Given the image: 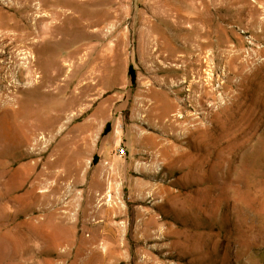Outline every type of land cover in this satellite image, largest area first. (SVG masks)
<instances>
[{
    "label": "rangeland",
    "instance_id": "obj_1",
    "mask_svg": "<svg viewBox=\"0 0 264 264\" xmlns=\"http://www.w3.org/2000/svg\"><path fill=\"white\" fill-rule=\"evenodd\" d=\"M263 17L264 0H0V264H264ZM149 25L155 43L184 46L187 31L209 44L178 50L188 66L167 80L156 70L178 63L154 62ZM49 127L27 157L29 133ZM59 152L77 176L48 177L62 188L42 197ZM69 185L59 222L50 199Z\"/></svg>",
    "mask_w": 264,
    "mask_h": 264
},
{
    "label": "bare ground",
    "instance_id": "obj_2",
    "mask_svg": "<svg viewBox=\"0 0 264 264\" xmlns=\"http://www.w3.org/2000/svg\"><path fill=\"white\" fill-rule=\"evenodd\" d=\"M256 2H259V0H256ZM262 4V3H261ZM260 4V5H261ZM168 5V4H167ZM254 5V4H253ZM168 7V6H166ZM203 8V7H202ZM200 10V9H199ZM202 10V9H201ZM205 10V9H204ZM253 12L254 13H258V10L255 8H252ZM174 8H172V6H169L168 8L165 9L164 11V19L167 18V19H170L173 18V23L175 24L174 27L176 30H180V29H183L184 28V24L181 20V17L179 16L178 13H174ZM250 12V11H249ZM254 15V14H253ZM256 19V18H255ZM254 19V20H255ZM260 23V26L262 29H264V17L261 19V21L259 22ZM172 24V23H171ZM199 24V23H198ZM192 25V24H191ZM195 25V24H194ZM214 27V26H213ZM197 28V27H195ZM174 29V28H173ZM174 29V30H175ZM198 29V28H197ZM154 30V29H153ZM203 31V30H202ZM155 32V31H153ZM201 32V31H200ZM183 33V32H182ZM186 34L182 35L181 36V40H184V46H176V45H173L172 44V41H171V37H168L167 39H163V40H160L159 39L161 38L160 36L157 37V42L155 43V35L152 34V31H147L146 33V40H145V45L146 47H150V46H156V49L153 48V52L151 53V58L154 60V62L156 63V61H159L161 62L162 64L163 63H167L168 65H170V63L172 62H175V63H178L177 65H170V66H166V67H159L156 71L157 73L159 72H164L165 73V78L164 79H167L168 80V77L167 76H170L172 75V73L170 72H177V71H181V70H184L185 68H187L188 64V60H187V55H185V53L182 54H176V52L178 50H184L187 46H189L191 43L193 44V47H190V49H192V51L194 50L195 52L198 51V53H200L202 51V49L204 48V46H206L208 43V41H200L199 40V37L201 38V35L202 34H198L196 35L195 39L192 40V37H193V34H189L187 31L185 32ZM196 33V32H195ZM203 33V32H202ZM180 34V33H179ZM197 34V33H196ZM159 35V34H158ZM178 36V35H177ZM180 37V35H179ZM159 38V39H158ZM194 38V37H193ZM203 39V37H202ZM191 44V45H192ZM219 44V42H218ZM217 44V45H218ZM221 45V44H220ZM188 51V50H186ZM193 51V52H194ZM182 53V52H181ZM190 54V53H189ZM200 55L198 54L197 57H199ZM188 59H192L191 57H189ZM195 60H197V58H195ZM158 62V63H159ZM160 64V63H159ZM162 66V65H161ZM174 68V69H172ZM174 70V71H172ZM175 76V75H174ZM171 78V77H170ZM176 78V77H175ZM155 83L158 84V80L155 78ZM165 83V81L163 82ZM162 84V82L160 83ZM164 85V84H163ZM172 86V85H171ZM163 87V86H162ZM169 87V86H168ZM163 89V88H162ZM171 89V88H170ZM61 89L58 90V92H60ZM58 92H55L54 95H58ZM177 92V91H176ZM174 94V93H173ZM172 94V95H173ZM160 96V95H159ZM176 96V95H175ZM80 101H82V93L81 91L78 92L76 95H72L70 96L66 102H64L66 104L65 107H63L61 110V114H57L55 116V122L58 123L59 120H62L63 118H66V117H69V113L68 111L73 108L74 106H76ZM169 101V100H168ZM80 104V103H79ZM157 103H154L151 104L152 106L150 107V111H153L155 109V105ZM159 107V110H163L164 108V104L161 102L160 100V105H158ZM179 107V102L177 101V98H176V101L174 102V100L171 102V107L170 108H177ZM58 110V109H57ZM174 111V110H173ZM176 111V110H175ZM161 112V111H160ZM165 112V111H164ZM54 127H49L47 129H45V131H43L42 133H40L39 135L36 133V132H30L29 133V137L26 138L24 140V142L22 143V145H25L28 150H27V157H33L35 155V151H38V147L41 143L42 140H45L46 138H51L52 137V134L54 132ZM59 130V129H58ZM60 135V133H59ZM69 140H71V138H69ZM32 147L31 149L29 147ZM68 148V147H67ZM79 147H77V150H78ZM74 149V148H73ZM63 150V149H62ZM60 150V151H62ZM75 150V149H74ZM57 152V151H56ZM79 153V152H78ZM54 155V154H53ZM75 155V153H72V152H59L56 154V156L47 162V166L49 169H52L54 167H63V170H58L56 172H49L48 174L45 175V180H40L38 181L35 185L36 187H46L47 188V191H44L42 194V197L49 194V193H52V192H57L58 190H60L62 187L60 184H55V185H52V184H47L46 183V179L48 177H54L55 178V181L56 183L59 182L60 180H65L67 179L70 175H75L76 172H77V169H79V165L80 163H73L72 162V157ZM78 159V158H77ZM74 160V159H73ZM82 166V164H81ZM80 166V168H81ZM62 169V168H61ZM82 175V174H81ZM79 176V174H78ZM78 179V178H77ZM73 180V179H72ZM82 180V179H81ZM80 180V182H81ZM69 181V180H68ZM100 181V180H99ZM73 182V181H72ZM79 182V183H80ZM101 182V181H100ZM67 183V182H66ZM69 183V182H68ZM67 183V184H68ZM97 183V181H96ZM99 184V183H97ZM76 185V184H75ZM74 186V185H73ZM71 189H72V186L69 185L68 188H64V191L62 193V195L58 196V197H54L52 196L53 198L50 199V202L52 204V206H55L56 210H54V214H55V217L53 218L54 220H57L59 222H62V221H67V220H70L69 217L71 216L70 214V210H71V207H72V204L74 205L73 201L75 200L76 197H72L71 200L69 201H65L66 198H69L68 196H72L71 194ZM90 190V189H89ZM92 191V190H91ZM70 193V194H68ZM76 193V192H75ZM74 193V194H75ZM81 194V193H80ZM78 195V194H77ZM56 196V195H55ZM80 198V196H79ZM94 198V197H93ZM92 198V199H93ZM48 199V198H47ZM91 199V200H92ZM45 200V199H44ZM79 202V201H77ZM50 204V203H49ZM102 207L100 209H98V211L96 212V214H98L100 211H101ZM113 209H116L113 207ZM49 210V209H48ZM95 210V209H94ZM88 211V209H87ZM113 212H115L117 214V209L116 210H112ZM50 212V211H48ZM76 212V211H75ZM92 212V211H91ZM73 215V214H72ZM76 215V214H75ZM74 215V216H75ZM93 216V215H92ZM85 217V216H84ZM74 219V218H73ZM88 221V219H86ZM85 220V222H86ZM84 222V223H85ZM68 223V222H67ZM97 223V222H96ZM95 223V224H96ZM57 224V223H56ZM61 224V223H60ZM95 233V232H94ZM58 235V234H57ZM50 237V236H49ZM56 237V236H55ZM93 238H96L93 236ZM49 239V238H48ZM51 239V238H50ZM53 240V239H52ZM60 240V239H59ZM62 240V239H61ZM89 241V240H88ZM92 243H95V240H91ZM61 243V242H60ZM91 243V244H92ZM93 245V244H92ZM91 245V246H92ZM92 251L96 252V247H93ZM93 253V252H92Z\"/></svg>",
    "mask_w": 264,
    "mask_h": 264
},
{
    "label": "crops",
    "instance_id": "obj_3",
    "mask_svg": "<svg viewBox=\"0 0 264 264\" xmlns=\"http://www.w3.org/2000/svg\"><path fill=\"white\" fill-rule=\"evenodd\" d=\"M164 11H165V10H164ZM156 14H157V13H156ZM158 16H159V15H158ZM161 17H164V15L162 14ZM153 22H154V20L151 21L150 23H153ZM147 31H152L150 25L147 27V29H146V33H147ZM145 36H146V34H145ZM145 46H146V45H145ZM150 47H151V51H149V54H150V56H151V53L153 52V48L156 49V47H155V46H150ZM130 66H131V65H128V68H127V79L129 78V76H128V70H129V67H130ZM131 68H132V66H131ZM132 69H133V68H132ZM133 70H134V69H133ZM129 81H130V79H129ZM150 95H151V94H150ZM175 101H176V99L174 100V102H175ZM153 102H154V103H157V102L160 103V99H152V98H151V103H150V105L148 106V109H147L149 114L152 113V111H150V107L152 106L151 104H153ZM158 105H160V104H156V105H155V109H154L153 111H156V112H154L153 115H157V116H159L160 114H163V113L160 112ZM149 114H148V115H149ZM173 115H174L173 113L170 114V116H173ZM173 117H174V116H173ZM157 123H160V121H157ZM123 148H124L125 154H124L123 156H117V155H116L117 158H122V157L125 158V157H127L128 152H129V149H128V147H126V146H124ZM99 150H100L99 153H101L102 151H105V150L102 149V148H100ZM115 150H117V149H115Z\"/></svg>",
    "mask_w": 264,
    "mask_h": 264
},
{
    "label": "trees",
    "instance_id": "obj_4",
    "mask_svg": "<svg viewBox=\"0 0 264 264\" xmlns=\"http://www.w3.org/2000/svg\"><path fill=\"white\" fill-rule=\"evenodd\" d=\"M128 76L130 79V83L133 84L135 81V74H134V70L131 68V66L129 67V70H128ZM108 128H109V124L106 125V127L103 131L104 134L107 133Z\"/></svg>",
    "mask_w": 264,
    "mask_h": 264
},
{
    "label": "built area",
    "instance_id": "obj_5",
    "mask_svg": "<svg viewBox=\"0 0 264 264\" xmlns=\"http://www.w3.org/2000/svg\"><path fill=\"white\" fill-rule=\"evenodd\" d=\"M115 154L117 156H123L125 154L124 148L123 147L118 148L117 150H115Z\"/></svg>",
    "mask_w": 264,
    "mask_h": 264
},
{
    "label": "flooded vegetation",
    "instance_id": "obj_6",
    "mask_svg": "<svg viewBox=\"0 0 264 264\" xmlns=\"http://www.w3.org/2000/svg\"><path fill=\"white\" fill-rule=\"evenodd\" d=\"M160 90H162V88H160Z\"/></svg>",
    "mask_w": 264,
    "mask_h": 264
}]
</instances>
